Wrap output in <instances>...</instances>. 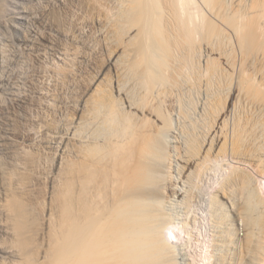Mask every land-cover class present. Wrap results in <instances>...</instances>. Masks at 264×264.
<instances>
[{
	"label": "bare ground",
	"instance_id": "obj_1",
	"mask_svg": "<svg viewBox=\"0 0 264 264\" xmlns=\"http://www.w3.org/2000/svg\"><path fill=\"white\" fill-rule=\"evenodd\" d=\"M29 1L8 23L0 0V93L23 109L33 73L13 57L58 53L68 32L45 15L72 0ZM118 2L111 19L90 2L109 58L47 126L42 182L0 98V264H264V0ZM182 78L204 94L196 117L173 96Z\"/></svg>",
	"mask_w": 264,
	"mask_h": 264
},
{
	"label": "rangeland",
	"instance_id": "obj_2",
	"mask_svg": "<svg viewBox=\"0 0 264 264\" xmlns=\"http://www.w3.org/2000/svg\"><path fill=\"white\" fill-rule=\"evenodd\" d=\"M50 1H51L50 2V6H53L54 2H52V0H50ZM7 2L8 3H6V4H9L8 5L9 8L6 11L7 14L5 13L4 16H5L6 20H8V23H12V22H14V17H16V15H17V12L15 10H17V8H18V10H22V8H21L22 5L18 4V6H13V5H11V4H13L12 0H7ZM29 2H25V4L29 3L27 5H29L30 8H33V6L36 4L34 6L35 11L40 10L43 7L41 4H43V5L46 4L45 1H43V0H33V1L31 0ZM40 2H42V3H40ZM90 2H92V3L95 2V4H98L97 2H99L100 3V4H98L99 7L101 5V7H103L102 9L104 11L106 9L105 12L107 13V16L110 15V16H108L109 18L112 17V15L114 14V12L116 10L118 11V9H119L118 6L120 7V5H118L119 4L118 0H98V1L97 0L96 1H94V0H72L71 4L68 5L69 7H67V9L66 8L63 9V8H60V7L56 6V7L53 8V10L50 11V13H48L45 16H46V19H47L48 22L50 21V19L51 20H55V22L57 23L58 28H60L62 31H64V33L68 32L67 35H62V34L60 35L55 30L52 33V42L56 44V48L58 49V51L60 52L61 51L60 48L63 47V48H66V51L68 53H66L65 50L61 51L60 53L59 52L57 53L56 51H52L51 49H46L45 52H47V53H45L44 51H41V52H44V55H43V53H41L38 56H32L30 54L31 56H29V57L32 60L28 56L24 57L21 54H20V56H22V57H19L18 59L17 58L14 59L15 57H13V61L11 63L12 65L9 67V70L11 69L10 71L13 70L12 73L17 74V72H19L18 74L23 73V75L26 72H28V71H29L28 72L29 74H31V72L33 73V74H31V80L32 81L30 80V83H26L27 85H23V87L25 86L24 89H27V90H23V91L26 92L27 94L29 93L30 96L34 95L36 103H33V105H26V107L23 109V107H19V106L14 105V102L12 101V97L10 98L8 95H7L8 97L6 95L3 96L2 93H0L1 96H2V97L0 96V98H1V100L3 99L1 101V103L2 104L5 103L4 105L6 106V108H7L6 110H8V113L9 114H16L17 116H21V117L17 118V120H19V121L16 122L15 124L18 123L17 124L18 127H20V130H23V132H24V130H26V131L28 130L29 132L31 131L30 134H32V136H35V141H34V142H36L35 144H33L34 142L32 143L31 141H25L24 144H21V146L20 145H19V147L16 146V149L19 151V157L18 158L22 159V160L19 159V161L21 160L22 164H23V161L28 157V154L29 155L33 154L31 156L32 160L34 161V158H36L35 159L36 163L37 164L40 163V165H39L40 166V168H39V171H40L39 178L40 179L39 180H41V182L43 181L42 178L50 171V169H51L50 168L51 167L50 164L52 162L51 160L53 159V158H51L52 157V155H51L52 150L49 148L50 147L49 145L51 144L50 143V139H48L49 140V142H48L47 138H49V137H46V135L44 134L45 130L49 129L47 126H49L50 128H51V126H52V128H56V126H57V128H58V126H61L62 123L64 122V121H62V119L66 121V119L69 117V115L71 113V112H68V111H72V105L74 104V102H76V100H77L76 98L79 97V95H80L79 93L82 92V91L78 92V90H83V88H85L87 86L88 81L90 80L89 77H91L95 73L96 69L97 70L102 69L103 66H105L104 64H107V61H108L107 58H109L110 52H108V50L110 51V49H108V48H110V47L107 44L104 43V40L99 35L100 34V32H99L100 29L96 26V24L92 25V24H94L93 23L94 19H92V18H94V16H96V14H94V12L95 13L97 12L96 10H98L97 9L98 5H96V8H94V7L90 8L89 6H92V3H90ZM51 3L53 5H51ZM89 4H91V5H89ZM37 5L39 7H36ZM12 8H13V10L14 9L15 10L13 11ZM36 8H38V9H36ZM92 8H94L95 11ZM116 13L117 12H115V14ZM25 25L30 26V24L28 22L24 23L23 26H25ZM31 28L32 29L34 28L36 30L37 29L40 30V27L36 28V26H34V25L33 26L31 25ZM64 29L67 30V32ZM7 33L8 32H5L4 34H2L0 32V39H1L0 41L1 42H2V40L4 41V43L8 42V39H6V35H7V38L11 37V35L8 33L9 34V36H8ZM69 34L70 35L73 34L74 41H73V39L71 40L72 35L69 36ZM5 40L7 42H5ZM9 49H10V47H9ZM62 52H64V53H62ZM22 58H23V60H22ZM14 61L16 63H13ZM61 67H62V69L63 68L64 69L62 70ZM60 71H61V73L57 74ZM63 72H64V74H62ZM65 72L66 73L68 72L69 74L68 73L66 74ZM59 75L61 76V78H60ZM54 77H56V78H54ZM183 79L184 78L179 80V84H178L179 90L175 89V91H173V94H174L173 96H174V98L179 99L180 103H182L183 105L185 103L183 108L186 109L187 113L190 111V113L188 115H190L191 117H196V115L198 116V113H199L198 112V108L201 105V101H202V99L204 97V94L202 93V91L199 88L198 89L197 88H191L192 86L191 87L188 86V83H186L187 84L186 85L184 83L185 81H183ZM19 80H21V79H19ZM83 82H85V83H83ZM180 85H182V86H180ZM62 86H64L65 88L62 87ZM28 89L29 90L31 89L32 92L30 91L31 92L30 93ZM47 94H49L51 96H49ZM61 95H62V98H61ZM45 96L47 97L46 100L44 98ZM53 96H54V98L56 100L57 99L58 100L54 102L55 99L53 98ZM5 97H7V98H5ZM8 99H11V101L8 100ZM41 99L42 100L44 99V100L41 101ZM64 99H65V102H64ZM51 101L53 102V105L51 104L52 103ZM11 102H13V105H11L12 104ZM40 104H41V106H40ZM55 104H57V105H55ZM47 105L50 106V108ZM59 105L62 106L61 108L59 107L60 109H58ZM27 107H29V108H27ZM51 108H53V109H51ZM61 109L63 110V112H62ZM58 110H60V111H58ZM66 112L68 113V115L66 114ZM21 114H23L27 118V120H25V123H24V119L21 120L23 118V115H21ZM191 114H193V115H191ZM176 115L177 114H175V116H174L175 120L173 121L174 126L178 125L177 121H180V119ZM64 116L67 117V118H65ZM44 118L46 119V121H44L45 120ZM52 118H53V120H52ZM52 121L54 122L53 123L54 126L51 124ZM48 122H49V124H48ZM175 123H177V124H175ZM20 125L23 126V127H21ZM42 125L45 126L44 129H42L43 128ZM52 128H51V130H52ZM40 129H42L43 131L40 130ZM51 130H49V131H51ZM37 131H38V134H36ZM34 132H36V133H34ZM40 133H42V134L40 135ZM31 143H32V146L37 144V145H41V147L36 145V147H38V148L33 146V149H32L31 148L32 146L28 147V144L31 145ZM42 143H43V145H45V147L42 146ZM24 145H27V146H24ZM21 147H23V148L25 147V149H23ZM19 149H21V150H19ZM49 150H50V152H48ZM29 151L32 152V153H30ZM22 155H24V156H22ZM33 161L30 162V163H33ZM35 161H34V163H35ZM37 164H35V165H37ZM22 170H25V172H27V173H24V171H22L21 174L22 173L24 175L25 174L26 175L29 174V171H27L28 169H22ZM24 175H23V177H24ZM42 185H43V183H41V186Z\"/></svg>",
	"mask_w": 264,
	"mask_h": 264
}]
</instances>
